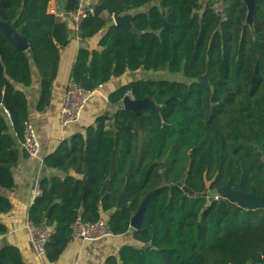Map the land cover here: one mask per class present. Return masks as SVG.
Masks as SVG:
<instances>
[{
  "label": "trees",
  "instance_id": "trees-1",
  "mask_svg": "<svg viewBox=\"0 0 264 264\" xmlns=\"http://www.w3.org/2000/svg\"><path fill=\"white\" fill-rule=\"evenodd\" d=\"M215 0H100L78 29L82 40L102 30L100 49L78 51L71 78L95 89L127 71L182 74L186 81L140 78L112 91L114 115L74 135L45 158L64 177L42 178V194L29 218L53 232L46 258L57 260L72 241V223L108 221L114 235L130 231L142 203L146 211L133 237L104 264H251L264 255V208H248L224 196L208 204L206 189L241 186L264 198V0L246 23L242 0H224L226 19ZM51 0H0V19L24 26L28 50L18 49L0 29V189L14 186L29 104L24 87L32 68L40 76L37 109L52 98L61 48L69 24L49 11ZM80 0H67L76 10ZM139 10L133 34L113 16ZM108 13V17L103 15ZM168 22L172 28L166 26ZM206 77V81H202ZM154 105L140 114L121 107L130 94ZM168 99H171L168 103ZM16 136V137H15ZM190 158L189 167L186 162ZM8 165V166H7ZM185 174V188L176 183ZM106 183L105 192L102 193ZM124 188L126 206L117 207ZM0 194V214L11 210ZM116 210L113 212V209ZM48 214V216H46ZM0 220V235L7 233ZM0 264H26L13 245L0 249Z\"/></svg>",
  "mask_w": 264,
  "mask_h": 264
},
{
  "label": "crops",
  "instance_id": "crops-1",
  "mask_svg": "<svg viewBox=\"0 0 264 264\" xmlns=\"http://www.w3.org/2000/svg\"><path fill=\"white\" fill-rule=\"evenodd\" d=\"M82 1L85 5L92 6L91 4L100 0ZM66 2L67 0H65L64 5ZM53 9L63 10L62 0H51L49 11L52 13ZM103 15L108 17L106 11ZM69 28L70 41L61 48L59 69L53 84L50 105L42 111L37 109L40 96V76L35 67L32 68V84L23 88L28 98L29 120L36 129L40 143L39 152L34 156L28 155L22 147V140L15 138L20 154L18 163L13 168L15 183L12 189H0V194L6 196L12 204L11 210L0 214L1 222L8 229L6 234L0 235V249L6 245L18 247L26 264H104L106 258L117 254L123 245H140L130 231L101 240L72 239L57 260L49 261L46 256H37L30 242L26 223L32 205L42 194V190L39 188L40 180L45 177L65 176L64 172L48 167L45 164V158L54 153L64 141L70 140L78 133H84L88 126L95 125L99 116L109 115L112 117L117 105L110 104V93L130 81L146 78L148 74L143 69L127 71L122 76L114 77L109 82L100 85L85 105L79 120L63 125L60 122V109L63 105L66 85L71 78L78 51L82 47H88L91 50L100 49L98 41L105 32L104 29L97 35L82 40L78 30L70 24ZM0 112H5L1 104Z\"/></svg>",
  "mask_w": 264,
  "mask_h": 264
},
{
  "label": "built area",
  "instance_id": "built-area-1",
  "mask_svg": "<svg viewBox=\"0 0 264 264\" xmlns=\"http://www.w3.org/2000/svg\"><path fill=\"white\" fill-rule=\"evenodd\" d=\"M226 7L227 4L224 0H215L211 4V8L214 13L218 14L222 20L226 19ZM94 11L95 10L93 6L85 5V3L80 0L76 10L66 11L65 9H53L52 14L60 17L70 24L74 29L78 30L83 19L86 18L87 15L94 13ZM96 89L97 88L87 89L73 78H70L66 85L63 105L60 109V122L65 125L79 120L85 105L93 96ZM130 96L132 99H134L131 93ZM5 113L9 117L7 110H5ZM22 147L24 151L30 156L36 155L40 149V143L36 129L30 120L24 122ZM220 197L221 196L216 195L215 200L219 199ZM26 228L28 230L30 242L35 254L39 257L45 256L46 245L53 232V227L47 225L46 223H34L29 218L26 223ZM71 229L72 239L101 240L114 235L108 225V221L104 218H101L95 222H86L81 217H78L72 223ZM251 264H264V255L260 261Z\"/></svg>",
  "mask_w": 264,
  "mask_h": 264
},
{
  "label": "water",
  "instance_id": "water-1",
  "mask_svg": "<svg viewBox=\"0 0 264 264\" xmlns=\"http://www.w3.org/2000/svg\"><path fill=\"white\" fill-rule=\"evenodd\" d=\"M246 7H247V15H246V23L252 24L254 19V12H255V6L257 0H242ZM63 6L65 0H62ZM139 11H133L130 13H125L121 15L113 16L114 24L123 26L127 28L129 31H131L133 34H142L143 32L138 30L133 25V16L138 14ZM166 26L172 28V26L166 22ZM0 29L2 32L15 44V46L18 49L21 50H28L29 49V43L27 39L23 35V29L24 26H20L19 28H14L13 24L11 22L3 21L0 19ZM205 81L204 77L202 79ZM171 99H168L166 102L168 103ZM154 105V102L150 98H144L142 100H135L132 99L130 94L126 95L121 102V107H123L126 110H131L135 112L136 114H140V110L144 107H150ZM190 158H188L185 167H189ZM8 166V165H7ZM106 183L103 186L102 193L105 192ZM177 185H180L185 189L186 191H189L187 188H185L183 185L185 184V178L181 180V182L176 183ZM204 197L208 198V204H211L215 200L216 195H222L226 199L230 200L231 202H236L241 206L256 209V208H264V198L260 197L256 194L255 191L252 192H246L243 187L241 186L237 190H233L228 186L222 187L217 190H213L211 192H204L201 194ZM146 202L145 200L142 205L140 206L137 213L132 217L131 223H130V232L133 233L135 230H138L142 226V222L144 219V214L146 211ZM127 204L125 202V191L124 188L119 196V199L117 201V207L116 208H122L125 207ZM116 208L113 209V212L116 210ZM48 216V214L46 215Z\"/></svg>",
  "mask_w": 264,
  "mask_h": 264
},
{
  "label": "rangeland",
  "instance_id": "rangeland-1",
  "mask_svg": "<svg viewBox=\"0 0 264 264\" xmlns=\"http://www.w3.org/2000/svg\"><path fill=\"white\" fill-rule=\"evenodd\" d=\"M146 72L148 73L146 78H168L169 80L186 81V78L183 77L182 74H171L167 71H163V72L146 71Z\"/></svg>",
  "mask_w": 264,
  "mask_h": 264
},
{
  "label": "flooded vegetation",
  "instance_id": "flooded-vegetation-1",
  "mask_svg": "<svg viewBox=\"0 0 264 264\" xmlns=\"http://www.w3.org/2000/svg\"><path fill=\"white\" fill-rule=\"evenodd\" d=\"M201 79H203V77H202ZM204 79H205V81H206V77H204ZM202 81H203V80H202ZM205 81H204V82H205ZM183 178H185V174L183 175ZM183 178H182V179H183ZM182 179H181V180H182ZM181 180H180V182H181ZM176 185H177V184H176ZM183 186L185 187V184H184ZM182 188H183V187H182ZM206 191H207V192H211V191H209L208 189H206L204 192H206Z\"/></svg>",
  "mask_w": 264,
  "mask_h": 264
}]
</instances>
